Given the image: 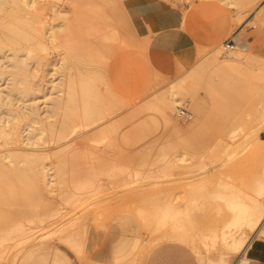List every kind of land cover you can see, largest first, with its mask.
Segmentation results:
<instances>
[{
    "label": "rangeland",
    "instance_id": "1",
    "mask_svg": "<svg viewBox=\"0 0 264 264\" xmlns=\"http://www.w3.org/2000/svg\"><path fill=\"white\" fill-rule=\"evenodd\" d=\"M217 5L219 11L215 10ZM56 8L62 9L61 18L56 17ZM238 9L235 15L234 10L219 0H38L37 17L56 25L58 39L45 51L36 39L25 42L33 49L30 68L34 74L27 77L29 85L46 84L54 72L53 64L61 53L67 52L64 44L80 37L84 46L91 43L98 49V60L92 66L106 79L100 87L107 86L113 93L105 94L104 103L123 101L125 104L120 105L123 109L119 106L102 120L100 127L110 124L107 132L100 133V127L92 128L94 124L90 126L84 119H77L65 138H50L43 143V153L48 155L44 162L64 174L65 184L51 192L0 190V238L5 237L0 239V264H29L26 253L32 243L30 240L43 233L46 235L39 236L38 241L59 246L73 263L85 264V259L93 255L96 259L118 260L123 264L135 261V264H165L171 250H180L191 264H198V257L186 245L150 235L143 217L157 201H161L163 204H156L163 207L167 200L174 204L179 202V207L175 206L183 210L182 214L192 216L194 213L192 222L221 223L229 216L223 199L215 193L234 191L246 196L250 190L248 184L264 174V144L249 140L262 123L255 118L256 109L247 103L248 94L263 86L264 78L244 75L239 78L242 81L236 83L238 90L224 89L216 96L201 84L197 93L205 100L206 119L187 132L182 130L191 127L198 113L193 104L184 101L178 108L193 112L190 119L180 118L174 108L168 110L172 118L168 123L161 108L150 104L149 111L145 108L143 112H135L137 116L131 115L130 120L123 118L124 112L148 103L157 93L165 91L171 80L185 75L198 61L204 60L213 45H227L235 30L245 36L241 49L264 56V0H239ZM182 13L190 15L203 27L207 38L213 36L216 41L210 42L204 37L205 42L180 50L169 49L158 42L164 35L158 34L159 27L170 25L166 24L169 20L171 24L178 23ZM59 23L63 27H59ZM118 24L128 43L117 45L112 52L99 32L111 30V25ZM131 27L141 35H132ZM146 33L150 39L147 51L144 47ZM2 59L0 56V63ZM160 81L166 82L165 86ZM133 116L135 118L131 119ZM27 120L20 121V126ZM263 131L259 133L262 137ZM178 150H187L189 159L176 160ZM89 175L91 186L77 190L74 183ZM7 177L6 183L16 184L14 175L10 173ZM127 225H130V234L135 232L134 228L142 233L139 235L144 240V248L125 257L115 254L113 248ZM21 227L27 230L30 227L33 233H38L27 238L29 244L25 243L27 239H21ZM59 228L75 238L88 239H80L87 244L86 248L83 244L81 251L71 248L62 239L65 235L56 231ZM261 238L264 235L258 236ZM238 257L232 256V263L244 264L247 256Z\"/></svg>",
    "mask_w": 264,
    "mask_h": 264
},
{
    "label": "bare ground",
    "instance_id": "2",
    "mask_svg": "<svg viewBox=\"0 0 264 264\" xmlns=\"http://www.w3.org/2000/svg\"><path fill=\"white\" fill-rule=\"evenodd\" d=\"M219 1L234 10L235 15L239 13V0ZM37 8L38 0H0V56L3 57V62L0 63V190H47L51 192L58 185L65 184L64 174L50 166L48 162H44L48 155L43 153V143L50 138L51 140L65 138L77 119H84L90 126L94 124L92 128H99L103 125L102 120L107 116V113L118 109L124 103L123 101L104 103L105 94L113 93L107 86L105 89L100 87L106 79L104 80L96 66H92L98 60V49L94 45H90L91 43L84 46L80 37L64 44L67 52L61 53L59 59L54 64L52 63L55 68L52 77L46 81L47 85L44 83L29 85L27 77L34 74L30 68L33 49L26 43L36 39L38 45L45 51L58 39L56 25L49 24L48 21L37 17ZM215 10L219 11L220 7L217 5ZM61 13L62 9L56 8V17L61 18ZM126 13L129 14V12ZM186 17L187 15L182 13L178 18L179 22L185 25ZM170 22L169 20L166 24H171ZM58 25L63 27L62 23ZM110 27L111 30L96 32H99L101 40L107 43L111 51L115 52L117 45L126 44L128 40L123 35L121 25H111ZM132 35L138 37L141 34L133 30ZM233 35L236 41L233 47L218 43L213 45L210 54L204 60L198 61V64L185 75L171 80L165 91L157 93L149 102L147 100L148 103L143 104L142 101L143 105L136 110L131 108L130 111H127L125 109L127 113L124 112L126 116L123 119L126 121V117L129 119L135 112H143L145 108L147 110L148 104H150L151 107L161 108L164 120L170 123L172 118L168 114V110L176 108L178 115V105L184 101L193 104L198 113L191 127L182 130V132H187L196 128L199 122L206 119L205 100L197 93L201 84L207 86L209 92L216 96L224 89L238 90L236 83L242 81L239 78L244 75L247 77L258 76V79L264 78V56L241 49L240 45L245 36L236 33V30ZM145 37L147 40L144 47L147 51L150 39L147 33ZM220 41L219 43H222V40ZM21 50H25V52L21 53ZM4 82L6 86L3 87ZM163 83L165 86L166 82ZM156 84L158 83L156 82ZM252 92L248 94L247 103L256 109L255 118L262 124L258 131L251 133L249 140L264 144V139L259 134L264 130V85L258 87L257 91L253 89ZM28 100H33V102H27ZM103 105L104 108L100 109ZM119 109L123 108L120 106ZM135 115L137 116V114ZM134 116L131 119L136 117ZM25 119L28 120L21 127L20 121ZM109 126L110 124L102 126L98 131L100 133L107 132ZM259 150L262 149L259 148ZM176 152V160L184 162L189 159L187 150ZM10 173L16 178V184L5 182ZM74 184L77 190L86 189L91 186L92 178L90 175L82 177ZM248 186L250 190L246 196L236 194L234 191L227 194H223L221 191L215 193L220 195L218 196L223 199L230 211L229 216H226L221 223L192 222L194 213L192 216L187 213L182 214L183 210L178 209L175 206L177 203L174 204L170 199L171 201L167 200V204H164L163 207L156 204L161 201L153 202L155 204L153 208L150 206V213L147 211L143 217V221L145 218L144 227L150 235H156L157 239L177 242L189 247L198 257V264H234L231 261L232 256L238 255V258H243L253 240L260 234L264 235V174L255 177ZM218 196L215 195L216 198H219ZM177 206L179 207V202ZM199 212L201 213V209ZM221 216L223 215L221 214ZM129 227L130 225L120 233L121 240L119 239L120 241L113 248L115 254H124L127 257L130 252L144 248V240L139 235L142 233L134 228L135 232L130 234ZM21 229V239H29L35 234L30 230V227L28 230L24 227ZM56 231L65 235L62 239L76 251H81L82 244L84 247L87 245L83 243V240L88 239L75 238L62 228ZM44 234L32 236L30 247L44 243L38 241L39 236L42 237ZM18 235L17 238H19ZM0 239H5V237ZM28 239L25 242L27 244L30 242ZM91 242L87 243L90 245ZM104 264L123 263L105 261Z\"/></svg>",
    "mask_w": 264,
    "mask_h": 264
},
{
    "label": "crops",
    "instance_id": "3",
    "mask_svg": "<svg viewBox=\"0 0 264 264\" xmlns=\"http://www.w3.org/2000/svg\"><path fill=\"white\" fill-rule=\"evenodd\" d=\"M158 34H164L159 37L158 42L164 43L167 45V48L174 50L185 49L188 46H195L197 43L205 42L204 37L207 41H216L213 36L208 39L203 27L197 25L196 21L190 15L186 17L185 26L181 22L164 25L163 27H159ZM145 55L146 62L149 63L146 52ZM262 138L264 139V137ZM173 251L168 252L169 254L164 260L165 264H191L183 252L180 250ZM26 255L30 258L29 264H78L73 263L69 254L59 246H52L45 242L31 246ZM91 256V259H85V264H104L105 261L110 263L119 262L118 260L96 259L93 255ZM246 256L247 258L244 264H264V238H255L246 251Z\"/></svg>",
    "mask_w": 264,
    "mask_h": 264
},
{
    "label": "built area",
    "instance_id": "4",
    "mask_svg": "<svg viewBox=\"0 0 264 264\" xmlns=\"http://www.w3.org/2000/svg\"><path fill=\"white\" fill-rule=\"evenodd\" d=\"M235 44H236L235 38L232 37L228 40L227 46L233 47ZM178 115L180 118L185 119V120L193 117V114L189 110H187L185 107L179 108Z\"/></svg>",
    "mask_w": 264,
    "mask_h": 264
}]
</instances>
